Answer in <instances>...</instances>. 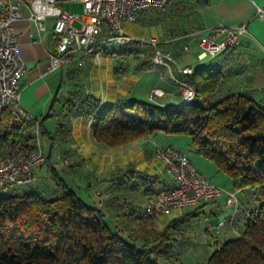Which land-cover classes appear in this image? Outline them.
I'll list each match as a JSON object with an SVG mask.
<instances>
[{"label": "trees", "instance_id": "1", "mask_svg": "<svg viewBox=\"0 0 264 264\" xmlns=\"http://www.w3.org/2000/svg\"><path fill=\"white\" fill-rule=\"evenodd\" d=\"M122 53L132 54V49L110 45L101 55ZM182 78L195 91L189 103L159 105L127 99L104 104L103 98L79 90L65 97L56 95L53 101L74 113H86L91 136L106 146L157 131L189 135L197 153L229 177L238 200V191H253L246 196L250 200L241 203L245 214L236 235L213 242L215 247L191 264H264V106L246 92L216 94L224 79L210 66L195 67ZM41 125L36 119L2 111L0 149L18 143L32 147L34 128L40 131ZM52 169L61 187L59 194L49 197L27 190L30 183L0 195V264L173 263L172 248L178 242L175 234L182 218L174 217L157 230L153 217L140 219L132 212L124 213L134 226L114 230L105 221L103 209L85 203ZM142 178L150 181L145 194L152 197L160 189L153 186L159 183L157 175L143 173ZM251 200L253 207L248 204ZM197 208L183 216H194Z\"/></svg>", "mask_w": 264, "mask_h": 264}, {"label": "crops", "instance_id": "2", "mask_svg": "<svg viewBox=\"0 0 264 264\" xmlns=\"http://www.w3.org/2000/svg\"><path fill=\"white\" fill-rule=\"evenodd\" d=\"M138 19L153 30V34L149 38L158 39V47L174 55V63L154 68V66L144 64L149 58L143 57L142 59L145 61H141L140 64L144 65L139 64L132 74L122 76L114 67L111 68V65L112 71L105 69L103 72H99L96 70V62L92 55L75 53L67 65L59 68L60 71L66 69V80L63 78L62 72L57 74V71L48 69L47 53L53 49L51 19L45 21L46 28L39 32L36 30L35 24L27 18V12H24L22 18L16 22L20 53L25 65V72L20 79L19 104L31 113L26 117L36 120L38 117L40 118L42 129L38 136L46 134L48 137H52L51 133L54 134L49 150L44 152L47 163L50 162L52 146L55 141L60 142L61 138L69 139L66 144H61L63 147L60 149L64 154L68 152L71 160L69 166H64V173L76 176L79 173L83 174L84 170H92L96 174V180L99 178L106 180L109 193H107V199L99 203L98 207L110 206L113 211L116 210V213L111 214L123 215L130 212L134 214L136 208L144 205L154 196L155 192L152 197L145 194V189L150 186V181L143 180V173L157 175L159 183L158 185L154 183V187L161 188L169 185L168 179L163 174L162 164L154 154V143L175 146L170 143L173 138L171 135L157 134V131L116 147H108L96 142L91 136L89 116L86 113H74L62 102L53 101L54 96L65 97L77 90L81 93H85L87 90L89 94L102 97L104 104H119L123 92H127V95L133 94V83L137 79L135 73L142 72L143 74L156 70L155 76H151V80L146 82L147 86L144 92L146 99L140 101L152 102L148 99L147 94L151 89L159 88L164 93L152 103L179 104L182 96L178 80H183L180 70L185 66L192 67L193 62H196L198 66H210L223 75V84L216 94L246 92L264 106V0H169L162 8L141 11ZM242 23H246L247 33L241 37L236 47L208 58V60H206L207 58L198 59L200 52L196 43L198 36L209 33L213 27L219 24L233 26ZM134 47L137 52H143L142 48L144 47H150L152 50V47L147 44L141 46L136 43ZM100 58L106 64L110 60H115V57L110 55H101ZM137 63H139L138 59ZM82 64L90 68L85 70L84 77L77 72L78 70L74 72L69 70L71 67L80 68ZM192 68L194 69V67ZM58 106L61 113L64 114L62 122L55 125L52 131L48 130L44 126L43 120L47 116L55 114L54 110ZM68 134L70 135L68 136ZM180 134L183 133L176 135ZM186 142H188L187 146L191 145L194 148L190 136ZM189 158L191 159L190 156ZM50 168L56 169L55 164H51ZM115 179L119 180L118 188L115 186ZM34 181H36V176ZM241 193L243 192L238 191L239 202L244 204L246 197ZM224 201V197L206 200L196 207L169 213V219L180 217L184 220L182 223L192 222L200 214L206 215L201 207L209 203V214L217 216V220L214 223L209 220V225L202 226L203 236L199 239L196 238V243L191 244L198 252L203 253L205 250L211 249L213 242H221L241 228L245 205L241 204L239 213L237 212L231 220L232 208L225 205ZM248 204L253 205L254 203L249 201ZM194 208H197L194 216H183ZM165 214H160L157 221L165 219ZM220 220H224V224L219 229H214L213 226Z\"/></svg>", "mask_w": 264, "mask_h": 264}, {"label": "built area", "instance_id": "3", "mask_svg": "<svg viewBox=\"0 0 264 264\" xmlns=\"http://www.w3.org/2000/svg\"><path fill=\"white\" fill-rule=\"evenodd\" d=\"M79 2L82 13L67 11L60 2ZM169 0H0V116L4 110L17 118L28 116L19 104L20 79L25 65L20 53L19 34L16 22L27 12L39 32L46 28V20L51 19L53 49L47 53L48 69L65 66L73 54L92 55L98 61L102 50L110 45H128L136 42L153 48L151 65L169 66L174 63V55L158 47V39L136 40L124 32L122 20L135 22L144 10L164 7ZM80 26H75L74 22ZM247 33L246 23L226 26L219 24L200 35L196 43L200 49L198 59L212 58L219 53L236 47L241 37ZM193 68L185 66L182 75L191 74ZM182 103H189L195 97L194 89L183 80H178ZM159 88L151 89L147 97L150 101L163 95ZM102 98V97H101ZM32 147L18 143L5 144L0 149V190L25 186L35 180L34 170L45 163L38 138L37 126L33 133ZM56 143H54L55 145ZM154 154L161 162L169 185L161 187L144 205L136 208L134 214L140 219L174 213L184 208L196 207L206 200L225 198V205L232 208L235 216L239 208L236 190L212 183L180 148L154 143ZM60 164H70L69 158L60 156ZM177 210V211H174ZM224 224L220 220L213 228Z\"/></svg>", "mask_w": 264, "mask_h": 264}, {"label": "rangeland", "instance_id": "4", "mask_svg": "<svg viewBox=\"0 0 264 264\" xmlns=\"http://www.w3.org/2000/svg\"><path fill=\"white\" fill-rule=\"evenodd\" d=\"M60 5H62L63 8L67 11H72L78 14L82 13V4L79 2L63 3L61 1ZM74 25L80 26V24L76 21L74 22ZM122 26H123L124 32L136 40L144 39L146 41L148 40L150 35L153 34V30L139 19L135 22H131L128 20L123 21ZM134 44H136V42H132L128 44V48L132 49V54H126L125 56H124V53L119 54L118 57H115V60H112V61L110 60L108 61L109 63L107 62V64L106 62L102 60V58L99 57L100 60L95 61L96 70H98L99 72L101 71L103 72L105 69H107V71L109 70L112 71L113 69H110V65H111V68L114 67L115 70H117L122 76H124L125 74H132L134 69H137L136 66H138L141 61H145L142 59L143 57L149 58L148 61H145L144 64L151 65V56L153 53V48L151 50L150 47H144L142 48L143 52H137V50L134 47ZM137 59L139 60V63H137ZM206 60H208V58ZM105 64L107 65V68H105L106 66ZM144 64L141 63L140 65H144ZM155 66H162V65H155ZM155 66L154 68H158ZM192 67L194 68L198 67L197 63L193 62ZM71 68L69 69L71 72L78 70L77 72L82 74L83 77H84V74L86 73L85 70L90 69L89 66L86 67L84 64L80 65V68H77V67H71ZM51 71H57V74H60V72H62L63 78L66 80V69H63V71H60V69L58 68V69L51 70ZM155 72L156 70L148 71L143 74L142 72L135 73V75L137 76L136 77L137 79H136V82L133 83V87H132L133 94L127 95L126 94L127 92H123L122 98H121L122 102H125L127 99L131 101L134 99L139 100V101L145 100L146 97H145L144 92L147 86L146 82L147 80H151V76H155ZM87 93L89 92L86 90V92L85 93L83 92L82 94H87ZM125 94L126 96H124ZM25 111L28 114L30 113L26 109ZM54 111H55V114L47 116L43 120V124L46 127V129L51 130V131L54 129L55 125H57L59 122H62V119H63L62 116L64 115L63 113H61L59 106ZM37 120L39 121L40 118L38 117ZM34 131H35V128H34ZM51 134H52L51 136L53 137L54 134L53 133ZM157 134L171 135L173 139H171L170 143L174 144L176 147H179L181 150L185 151L191 157L192 161L196 164L199 170L206 177H208V179H210L212 183L222 186L224 188H232V183L229 177L225 174V172L219 169L218 166L213 161L197 153V151L191 145L187 146L186 143L188 142H186V140L189 139L188 135L186 134L176 135V134H172V133L164 132V131H158ZM69 135L70 134H68V136ZM52 137H48L46 134L44 135L40 134L38 136L43 152H47L49 150V145H50V141ZM65 139L61 138L60 142L55 141L56 144L52 146L53 152H51L50 162L47 163V159H46L44 164H42L41 166H39L38 168L34 170L36 181L32 182L28 187L26 186L25 188L27 190H33V191L40 192L42 195L49 196V197H53L59 194L61 192V187H59V185L56 183L57 180L53 177V174L55 173L53 169L50 168V165L54 163L56 167L57 177L62 179L68 185V187L72 189L74 193L78 197H80L85 203H87L88 205H93V206L98 207L99 203H101L104 199H107L106 196L108 195L107 193H109L108 185L106 184L107 181L102 178H99L98 180H96L95 179L96 174L93 173L92 170H84L83 174L79 173L76 176H69L67 172L64 173V166L60 164L61 163L60 156L70 159L68 152L64 154L60 150L63 147L61 146V144L64 145L69 141V139H66V140ZM114 181H115V186L118 188L119 180L115 179ZM116 187H115V192H116ZM252 192L253 191H251V189H247V191L241 194H244L245 197L246 196L249 197V194H252ZM3 194H5V192L0 190V195H3ZM251 207H253L252 204H251ZM99 208L103 209L104 213L106 214L105 221L112 227V229L115 230L116 228L119 227V228H126V231H128V230H131L132 226H134L132 225L133 222L131 223V221H129L123 215L111 214V213H116V210L113 211L112 210L113 208L111 209L110 206H100ZM201 208L203 209L202 211L206 214L205 216L207 218L203 216V214H200L199 217L196 220H194L195 222L192 221L188 223L178 224L179 233L177 232L175 234L178 238V242L172 248L173 249L172 254L174 255L173 257L175 258L174 260L172 258L173 260L172 264H191L194 261H199L204 257L205 255L204 252L203 253L198 252L195 248L192 247L191 244L196 243L195 241L196 238L199 239V237L203 236L202 226L209 225L208 223L209 220H211V222L214 223L217 220V216H210L209 214L210 204L209 203H206ZM174 211H177V210H174ZM158 216L152 218L154 227L157 230L165 226L170 220L169 213L165 214V219L163 220L157 221ZM203 218H204V222H203ZM235 235L236 234H230L228 237L231 238ZM213 247L215 246H212V248ZM162 261L164 262V260Z\"/></svg>", "mask_w": 264, "mask_h": 264}]
</instances>
